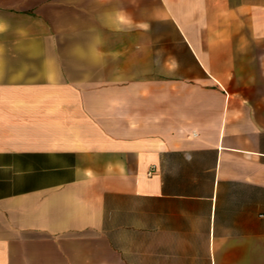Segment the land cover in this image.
I'll return each mask as SVG.
<instances>
[{"label":"crops","instance_id":"1","mask_svg":"<svg viewBox=\"0 0 264 264\" xmlns=\"http://www.w3.org/2000/svg\"><path fill=\"white\" fill-rule=\"evenodd\" d=\"M0 264H264V0H0Z\"/></svg>","mask_w":264,"mask_h":264}]
</instances>
